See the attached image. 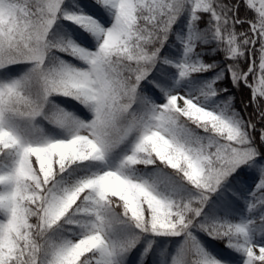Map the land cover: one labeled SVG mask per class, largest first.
<instances>
[{
  "label": "snow or ice",
  "instance_id": "1",
  "mask_svg": "<svg viewBox=\"0 0 264 264\" xmlns=\"http://www.w3.org/2000/svg\"><path fill=\"white\" fill-rule=\"evenodd\" d=\"M0 264H264V0H0Z\"/></svg>",
  "mask_w": 264,
  "mask_h": 264
},
{
  "label": "trees",
  "instance_id": "2",
  "mask_svg": "<svg viewBox=\"0 0 264 264\" xmlns=\"http://www.w3.org/2000/svg\"><path fill=\"white\" fill-rule=\"evenodd\" d=\"M248 91L247 90H244L243 92L241 93H237V97H236V107L237 108H240L241 107V104H240V101L241 99H245L247 100L248 99ZM249 111H251V109H249Z\"/></svg>",
  "mask_w": 264,
  "mask_h": 264
}]
</instances>
